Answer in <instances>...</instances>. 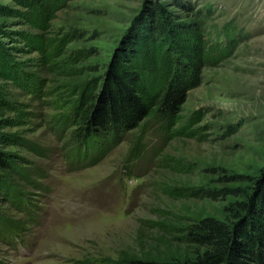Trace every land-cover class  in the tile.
I'll list each match as a JSON object with an SVG mask.
<instances>
[{
    "label": "rangeland",
    "instance_id": "374dc122",
    "mask_svg": "<svg viewBox=\"0 0 264 264\" xmlns=\"http://www.w3.org/2000/svg\"><path fill=\"white\" fill-rule=\"evenodd\" d=\"M112 74L147 112L85 136ZM0 152V264L192 260L235 203L264 229V0H0Z\"/></svg>",
    "mask_w": 264,
    "mask_h": 264
},
{
    "label": "trees",
    "instance_id": "16d2710c",
    "mask_svg": "<svg viewBox=\"0 0 264 264\" xmlns=\"http://www.w3.org/2000/svg\"><path fill=\"white\" fill-rule=\"evenodd\" d=\"M128 84L120 76L112 74L110 83L103 88L97 103L90 105L84 114L85 136L98 135L102 130L113 132L114 128L137 126L145 116L147 107ZM184 92L182 88L166 93L159 117L175 111L183 100ZM7 165L4 153L0 152V169L7 168ZM244 210L253 215L261 213L258 206L235 203L225 208V213L240 220L232 228L210 217L197 221L188 236L191 242L203 247V251L192 260L170 263L128 260L125 264H264V229L252 223L247 228L248 221H244L247 218L240 217Z\"/></svg>",
    "mask_w": 264,
    "mask_h": 264
}]
</instances>
